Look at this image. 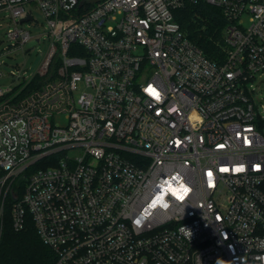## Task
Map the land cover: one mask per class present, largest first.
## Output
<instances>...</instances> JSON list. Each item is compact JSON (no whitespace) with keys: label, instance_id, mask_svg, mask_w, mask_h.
<instances>
[{"label":"built area","instance_id":"2783aa9c","mask_svg":"<svg viewBox=\"0 0 264 264\" xmlns=\"http://www.w3.org/2000/svg\"><path fill=\"white\" fill-rule=\"evenodd\" d=\"M201 1L221 60L175 19ZM34 9L48 78L0 85V239L8 214L53 264H264V0H0V58Z\"/></svg>","mask_w":264,"mask_h":264},{"label":"trees","instance_id":"16d2710c","mask_svg":"<svg viewBox=\"0 0 264 264\" xmlns=\"http://www.w3.org/2000/svg\"><path fill=\"white\" fill-rule=\"evenodd\" d=\"M174 16L188 38L209 58L222 59V32L227 21L219 7L201 1L178 8ZM32 86L28 84L23 92ZM53 261L54 253L42 242L30 217L22 229L14 230L8 214L5 215L0 264H53Z\"/></svg>","mask_w":264,"mask_h":264},{"label":"rangeland","instance_id":"374dc122","mask_svg":"<svg viewBox=\"0 0 264 264\" xmlns=\"http://www.w3.org/2000/svg\"><path fill=\"white\" fill-rule=\"evenodd\" d=\"M8 11H0V51L8 44L5 37V31L11 26ZM34 20L19 23L20 26L25 27L30 31L31 35H41V39L38 41L36 37L29 39L23 45V49L15 52L10 56H4L0 58V68L3 72L9 74L11 71L24 70L25 80L29 79L35 74V80L38 83H42L47 80L48 76L40 77L37 72L39 65L47 51L49 39L46 35V25L42 18L41 13L37 10H33ZM13 81V78L9 75L0 78V85L7 86ZM264 96V89H262V95ZM54 121L62 124L66 122L63 114L55 115ZM66 153H72V151H65ZM32 168V167H31Z\"/></svg>","mask_w":264,"mask_h":264}]
</instances>
